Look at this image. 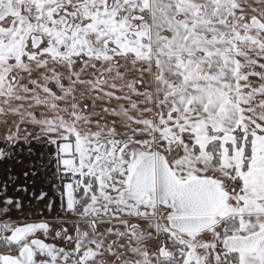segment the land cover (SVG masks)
<instances>
[{
	"label": "snow or ice",
	"instance_id": "6c2138e0",
	"mask_svg": "<svg viewBox=\"0 0 264 264\" xmlns=\"http://www.w3.org/2000/svg\"><path fill=\"white\" fill-rule=\"evenodd\" d=\"M0 264H264V0H0Z\"/></svg>",
	"mask_w": 264,
	"mask_h": 264
}]
</instances>
